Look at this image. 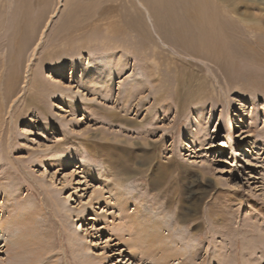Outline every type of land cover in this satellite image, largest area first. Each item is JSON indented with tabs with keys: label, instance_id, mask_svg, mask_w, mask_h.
Masks as SVG:
<instances>
[{
	"label": "rangeland",
	"instance_id": "1",
	"mask_svg": "<svg viewBox=\"0 0 264 264\" xmlns=\"http://www.w3.org/2000/svg\"><path fill=\"white\" fill-rule=\"evenodd\" d=\"M185 1L0 0V264L16 204L31 264H83L76 238L93 264H154L147 217L186 264H264V0L227 3L218 55Z\"/></svg>",
	"mask_w": 264,
	"mask_h": 264
},
{
	"label": "bare ground",
	"instance_id": "2",
	"mask_svg": "<svg viewBox=\"0 0 264 264\" xmlns=\"http://www.w3.org/2000/svg\"><path fill=\"white\" fill-rule=\"evenodd\" d=\"M229 1L230 0H186L185 1L187 14L193 19L194 22H196V23L201 22L203 24V25L201 24L202 29L200 31H195L193 33L195 39H194V42L192 43V45L195 46V49L198 48V50H199V48L200 49L202 48V49L206 50L207 48L204 47L206 44L205 41L207 40V38H209L208 43L210 44L211 50L213 48L214 54L215 55L216 54L218 55L219 53L223 54L224 51H222V50L225 47L222 44L229 42V41L230 42L234 41L231 38L227 39V37H229V35H231L232 37L235 36L237 31L228 30L229 28L224 24V20L226 18L230 17V11L227 8V6L230 4ZM236 2H234V3H236ZM227 3H229V4L227 5ZM236 7H237V5H234V8H236ZM242 19H244V18L242 17L241 20L239 18L238 21L243 22ZM242 24H243L242 26L244 28V31H246L248 33H249V31L254 32L255 30L261 29L259 24H254V25L248 24L247 25L244 22ZM198 25H200V24H198ZM229 31H231L232 33H230ZM226 34H227V36H225ZM215 36H216V39H215ZM237 36H239V34ZM217 38H218V40H217ZM219 38H221V39H219ZM198 52L196 51L193 54L197 55V54H199ZM197 56H199V55H197ZM200 57H201V55H200ZM28 67H29V64H27L26 68H28ZM15 93H16V86H15V83H13V87L11 88V90L9 91L8 96H7L8 99L6 101H3V99H0V107L6 105L7 102L9 101V99L11 98V96H13ZM26 106H28V105H26ZM162 173H163L162 170L161 171L158 170L157 173L155 174V177L153 176V180H151V183H153L156 186L159 185L161 183V181L164 179V175ZM124 201H127V199L122 200L121 203H123ZM191 207H194V206L192 205ZM20 209H22L21 205L16 204V207L14 208L12 214H10L11 215L10 221L17 223L18 226L15 229H18L19 231H18V234H13L12 238L11 237L8 238L6 241L7 242L6 245H4L6 247L5 248L6 253H8V254H7V258H6L7 263H4L6 260V259H4V262L2 261L3 264H31L32 259L28 260L27 258H23L22 255L27 254L29 252V250L36 249V247H37L36 245L40 244V242L31 238V236L33 234L32 233L33 229L28 227L26 222L23 220L24 216L22 215V212L20 211ZM192 209H194V208H192ZM129 217H130V215H129ZM179 219H183V217L179 216ZM132 220H133L132 223H133L134 227L137 228V226H138L140 228V230H142L141 233L144 232V237H142V239H141L143 244L145 246H147L149 250L159 252V256L155 259L154 264H170L168 262V260H170V259L175 260V262H176V260H178L179 262H177V264H186L185 260H182V257L184 255V253L186 252V246L187 245H185V243H181V242L177 241L176 238H178L180 235L177 231V228H175L173 225L175 223L169 224L166 221L164 222V221L159 220L157 217L156 218L147 217V218H145L144 221H136L134 219H132ZM210 220L212 222H215L212 219H210ZM5 222H7V221H5ZM193 225H196V224L193 223ZM0 228L5 229V226L0 227ZM244 230L247 231L248 229L246 228ZM24 248H26V250ZM74 248L79 253V256L81 257V259H82L81 261L83 264H93L90 262L91 259L89 258V256H87L85 254H80V252L84 251L86 248H84V246L80 244L79 239H77V238L75 240V247ZM10 249L14 250L13 255H11L9 253ZM172 256H176V257L173 258Z\"/></svg>",
	"mask_w": 264,
	"mask_h": 264
}]
</instances>
